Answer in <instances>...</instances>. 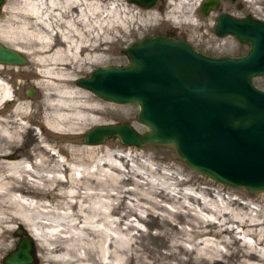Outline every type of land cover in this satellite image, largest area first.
I'll return each instance as SVG.
<instances>
[{
  "label": "bare ground",
  "instance_id": "6f19581e",
  "mask_svg": "<svg viewBox=\"0 0 264 264\" xmlns=\"http://www.w3.org/2000/svg\"><path fill=\"white\" fill-rule=\"evenodd\" d=\"M196 1L166 0L165 16H162V18L174 24H198L202 21H199L194 15V10L197 6ZM242 1L247 6L252 7L255 13L261 9L264 10V0ZM122 2L120 0H13L12 2H3L1 4L0 42L10 46L19 53L20 51L26 53L29 59L24 66L0 62V254L8 247L7 240L8 238L11 239L14 223H17L23 224L28 233L37 241L40 238L38 229L42 231L40 227L47 228H44L45 231L42 232L44 233V238H42L45 241L42 246L46 253H49V256L47 255L43 259L46 264L50 261L58 262L59 264H113L114 262L112 263V261H115V264H146V261L140 258V252H137L138 248L136 249L135 246L132 248L133 243H135L133 241L134 236L133 233L127 232L128 230H122L120 235L123 236L118 235L119 241L125 244L121 243L119 246L117 244L114 246L115 248L113 247L114 249L111 248L109 239L114 235L110 233L109 228L110 223L113 222L110 217L112 216L114 205L109 201L110 194L107 189L104 190L103 195L96 196L98 199L95 202L101 209L100 220L102 222L100 220L97 221L103 225V227L101 226L103 228L101 238L99 241L88 239L87 244L89 245L86 247L83 246L85 243L84 239L80 246L83 249L82 253H77L78 250L76 251L79 246L75 243V232L71 231L69 226L62 230L61 222H51L48 218L49 214L69 217L71 221L67 220L71 222V228L75 229V214L80 215V210L76 212L73 207L76 201L75 190L78 189H75V184L83 187L81 191L83 195H91L93 190L91 189L92 180L96 184H101L103 182L106 183L108 178L112 179V174L108 170L109 168L117 170L116 165L106 158V154L99 158L94 153V151L100 150L102 145L91 144V146H87L91 148H87V157L85 159L93 162L90 165L92 168L90 169V166L87 167L85 165V169L83 168L80 171L79 177H76L75 165H67V174L59 170L65 164V159L58 154V151L57 154H54L47 144L41 145V149L35 154L37 159L34 157L32 161H28L25 156L8 157L9 154H13L12 148L17 146L21 130L25 127L21 119L31 112V102L24 97L15 96L14 89L9 85L11 80H5L4 78L5 73L11 71L17 77L33 76L37 79L35 82L36 88L43 92L41 104H43L45 109L43 116L44 128L73 135L81 131L87 124L96 122L98 117L95 113L103 104L86 94L88 90L86 91V89H82L81 86L75 84V68L101 60L102 52L105 51V47L101 45L107 43L115 27L122 25L126 29L128 22L140 19L139 15H137L138 12L132 11V6L121 4ZM255 3L259 4H257L258 8L253 6ZM111 4H113V7ZM209 11L210 9L207 13ZM143 12L149 16L147 21L151 19L157 20L161 16L153 7L151 9L146 8ZM257 17L260 18L259 16ZM154 22L155 24L161 23L159 21ZM142 23L145 22L142 20ZM10 89L12 96L10 95ZM8 103L14 104L13 109L9 112L5 110V106ZM112 155H115V153H112ZM116 156L124 158L122 154H116ZM30 157L32 156L29 155ZM97 158L98 160H96ZM123 163L128 168L124 161ZM153 170L157 169L154 168ZM127 171L131 170L128 168ZM181 171L175 167L172 174L163 175L171 179L174 178L173 183L177 185L190 179L189 176L187 177ZM134 173L140 175L137 172ZM176 175L181 178L178 179ZM29 179L34 183L36 182L37 187L40 186L41 189L45 190L53 189L56 185L65 184V188L59 186L57 191L52 194V196L62 197L64 202L57 205L29 199L26 197L30 193L27 187L29 185L26 184L27 180L30 182ZM125 179H130V175H127ZM99 192H102V189ZM177 192L180 196L195 202L199 209L212 215H209L213 218L208 223L214 227L212 232L216 236L217 241L225 245V252H231L230 244L235 241L230 223L234 222L244 228V230H241L244 236L247 233H252L253 235L250 234L252 237L255 235L254 241L261 247L259 249L248 248L236 251L240 256L239 264H264V206L249 208L246 203L238 199V197L242 196H222L218 187L204 188L200 196L191 192H184L183 190H178ZM159 193H161V190H159ZM205 193L209 195L207 196ZM231 193H235V191H231ZM87 205L89 206V204ZM181 206L185 207V205ZM77 207L79 209L80 206ZM187 209H191V207ZM35 213L43 215L42 218L44 220L36 219ZM200 216L202 215L200 214ZM200 219L203 218L201 217ZM79 221L82 222L79 225L82 227L81 229L79 228L81 231L92 225L90 223H94L92 222L93 220L90 221L87 218H80ZM80 230L77 231L80 233ZM198 233L201 232L199 231L195 234ZM223 235L226 237H223ZM65 237H68L67 240L71 241V245L59 246V243H53L51 240V238H56L66 241ZM205 240L200 241V248H202L203 253L209 256L216 253H220V256L223 255L216 243ZM93 248L96 253L92 254L90 250H94ZM204 258L206 259L204 261L208 263L206 256ZM211 261L214 262L215 260ZM217 264H221V261H217Z\"/></svg>",
  "mask_w": 264,
  "mask_h": 264
},
{
  "label": "rangeland",
  "instance_id": "374dc122",
  "mask_svg": "<svg viewBox=\"0 0 264 264\" xmlns=\"http://www.w3.org/2000/svg\"><path fill=\"white\" fill-rule=\"evenodd\" d=\"M9 1L12 2L13 0H4L3 2L6 3ZM120 1H123L121 4H127L128 6H132V11L136 13L138 12L137 15H139L138 17L140 19L128 22L126 25L127 30L124 29L125 27H123L122 25H118V27L116 26V31L114 30L111 33L110 39L107 41V43H103L101 45L105 47V51L102 52L101 60L87 64L88 66L84 65L79 68L76 67L75 79L79 76L85 75L89 69L98 65L126 63L127 59L125 55L120 51V48L125 46L131 40L137 37H141L143 34L161 32L171 33L177 36L184 35L185 38L189 40L196 48L205 53H209L212 55H220L224 53L240 55L246 50L247 44L238 42L231 35L216 36V34L212 31L215 15L219 12H228L237 16H242L245 13H249L254 17L259 16L261 19H264L263 9L255 13L253 12L252 7L247 6L242 0H218V4L214 9H210L208 13L202 15L198 11V5L201 0H197L198 3L196 1L197 6L194 10V15L199 21L202 22H199L198 24L194 25L190 23L174 24L173 22L169 20H164L162 18V16H165L164 9L166 0H157L155 5L151 7H153L154 10L158 11L159 15L161 16H159L157 20L151 19L150 21H147L149 16L143 11L146 8L151 9V7H140L132 2H128L127 0ZM257 4L258 3H255L253 4V6H256L258 8L259 4ZM111 6L113 7V4H111ZM1 7L2 5H0V18L2 17ZM142 20L145 23L141 24ZM154 21H159L161 23L155 24ZM20 53L25 57V61L20 64L24 66L26 64V61H28L29 57H27L26 53L22 51H20ZM4 78L5 80H11V83H9V85H11L12 89H14L15 96L24 97L25 99L31 102V112L26 114L25 118L21 119L24 122L25 127L21 130V136H19L18 138L17 146L12 148V153L14 154L13 157L25 156L27 157V159L29 158V155L32 157H36L35 154L38 150L41 149V145L47 144L49 145L50 149H52L54 144L53 148H57L56 151H58V154L60 153V155L65 159V164L59 170L67 174V165H75L76 177H79V173L85 165H87L88 167L93 164L91 160L85 159L87 157V148H91L87 146H91V144L83 143L81 137L82 132L88 127L99 123H109L127 120L135 127L136 130H145V126L140 124L135 118V113L137 111L136 104L114 103L111 101L104 100L96 96L94 93L86 90V94L90 95L93 99L98 100L103 104L100 108H98L97 112L95 113V115L98 117L96 122L94 121L92 123L87 124L84 128L81 129V131L73 135L54 132L50 129L43 127V116L45 114L44 106L43 104H41L43 100V92L36 88L35 82L37 79L33 76L17 77L11 71L6 72ZM253 82L258 87L264 89V74L253 78ZM27 87L32 88V92L30 95L25 94V89ZM13 107V103H8L5 106V110L9 112L13 109ZM25 128L27 129L25 130ZM99 144L102 145V148L100 150L94 151V153L99 158L103 157V155L106 154V158L116 165L118 171L109 168L108 172L112 174V179H106V183L103 182L101 184H96L94 183V180H92L91 189L93 190L91 192V195L89 194L90 197L89 195H83V193H81L83 187H79L78 184H75V189H78L75 190L76 201L74 204L75 206L73 205V207L76 212L80 210V215L77 214V216L75 214V229L71 228L72 224L70 222L71 220L69 219V217H61L59 215L54 214L48 215V218L51 222H61L62 230H64V228H68L69 226L71 231L75 232V237L78 238H75V243L79 246L76 249V251L78 250L77 253H82L83 249L80 246L82 245L81 242H84V239L85 243L83 244V246L86 247L87 245H89L87 244V241L91 239L99 241L101 238V231H103V225L100 224V222H102L100 220L101 209H99L95 202L98 199L96 198V196L98 197L100 195H103L102 193H104L105 189L109 191V201L112 205H114V210L112 211V216L110 217L113 222L110 223L109 231L111 234H113L114 236L116 235L118 238L117 239L115 236V240L114 236H112V238L109 239L111 243V248H113L117 244V246H119L121 243H123L119 241V236H123L120 235L122 230H128L127 232L133 233L134 236L133 241L135 243H133L132 248H134V246L136 247V249L138 248L137 252H140V258L145 260L146 264H217V261H221V264H239L240 256L236 251H238L239 249L245 250L248 248L259 249L261 247V245H257L255 243V235L254 237H252L253 240L249 237V235H242L241 230H244V228L232 222L230 223V225L232 226V234L235 237V241L234 243L230 244L231 252H225V245L217 241L216 236H214L212 232V230H214V227H212L210 223H208L212 220V215L209 212L199 209V206L195 202L188 200L184 196H180L177 191L183 190L184 192H191L194 195L200 196L202 194V189H211L218 187L219 193L222 196H242L238 197V199L241 202L246 203L249 208H258L260 206H264V191L253 192L246 190L243 187H232L214 181L206 176H203L195 172L182 161H180L174 150L168 146H162L151 143L139 146H127L121 144L115 136L106 137ZM112 153H115V155H112ZM116 154H122L124 155V158H119L116 156ZM32 157L30 158L32 159ZM96 160H98V158ZM123 161L126 163L127 167L131 171H127L128 168L124 166ZM175 167L179 170H182L181 172L187 177L189 176L190 179L184 181L183 183L180 182L176 185L173 183L174 178L171 179L163 175L172 174L174 172ZM89 168L91 169L92 166H90ZM154 168H156L157 170H153ZM134 172H137L140 175H136ZM127 175H130V179L128 180L125 179ZM176 176L178 179L181 178L179 175ZM26 184L29 185L27 187L30 193L26 195V197H28L29 199L40 200L42 201V203L45 202L57 205L62 204L64 202L62 197L60 198L57 195L52 196V194L57 191L59 186L65 188V184H61L59 186L56 185L55 188L46 190L41 189L40 186L37 187L38 185H36V182L34 183L33 181L28 182L27 180ZM101 189L102 192H99L101 191ZM159 190H161V193H159ZM231 191H235V193H231ZM205 194L207 196L209 195L208 193ZM86 203L89 204V206ZM181 205H185V207ZM77 206H80L79 209ZM188 207H191L192 210L187 209ZM36 214L38 217L36 216ZM200 214L202 216H200ZM42 217L43 215L35 213L36 219L39 218V220H44ZM199 217H202L203 219H200ZM80 218H87L90 221L93 220L92 222L94 223H90L92 225H89L88 227H86V229H83V231H85L83 232L80 230L82 227L79 226L80 224H82V222L79 221ZM67 219H69L70 221ZM99 220L100 222L98 223L97 221ZM17 226L18 224L14 223V227L12 230L13 235L15 236L13 237L11 231L12 237L11 239L8 238V247L4 249L3 252H1L0 260L5 254V252H7L8 249L13 247V242L18 237L17 234H14V231ZM22 226L24 225L22 224ZM44 228L45 227H40L42 231L38 229V236L40 238L38 241L34 240V252L36 257L35 264H46L45 260L43 259L46 258L47 255L49 256V253H46V250L42 246V243L45 244V241H43L44 233H42L43 231H45ZM77 230H80V233ZM199 231L201 233L195 234ZM249 234L253 235L252 233ZM223 237L226 236L223 235ZM65 238L66 241H62L61 239L56 238H51V240L53 243H59V246L62 245L65 247L71 245V241L69 239V241L67 240L68 237ZM96 238L99 239L97 240ZM205 239L208 242L212 241L213 243H216V246L219 247L217 248L220 252L223 253V255L220 256V253H216L215 255L211 254V256H209L206 255V253H203L202 248H200V241H204ZM123 247H125V245H123ZM95 251V249L90 250L92 254L96 253ZM205 256L208 259V263L204 261L206 260L204 258ZM213 259L215 260L214 262L211 261ZM112 263L115 264L116 262L112 261ZM47 264L59 263L50 261Z\"/></svg>",
  "mask_w": 264,
  "mask_h": 264
},
{
  "label": "water",
  "instance_id": "95a60500",
  "mask_svg": "<svg viewBox=\"0 0 264 264\" xmlns=\"http://www.w3.org/2000/svg\"><path fill=\"white\" fill-rule=\"evenodd\" d=\"M4 0H0V5ZM151 7L157 0H127ZM232 1V0H230ZM218 0H201L204 15ZM213 32L246 43L240 55H211L182 37L143 34L120 48L127 62L98 65L75 83L114 103L136 104L138 131L127 120L94 124L81 134L85 144L115 136L124 145L157 144L214 181L264 191V89L253 78L264 74V19L220 12ZM25 57L0 42V62ZM31 87L25 89L30 95ZM9 154L8 157H13ZM17 240L1 264H35L34 238L18 224Z\"/></svg>",
  "mask_w": 264,
  "mask_h": 264
},
{
  "label": "flooded vegetation",
  "instance_id": "af4514ba",
  "mask_svg": "<svg viewBox=\"0 0 264 264\" xmlns=\"http://www.w3.org/2000/svg\"><path fill=\"white\" fill-rule=\"evenodd\" d=\"M212 31H213V27H212ZM167 34H171V33H167ZM174 35V34H173ZM177 36V35H176ZM182 38H185L184 35L181 36ZM186 39V38H185ZM189 41V40H188Z\"/></svg>",
  "mask_w": 264,
  "mask_h": 264
}]
</instances>
